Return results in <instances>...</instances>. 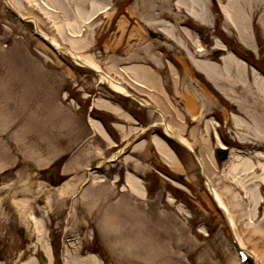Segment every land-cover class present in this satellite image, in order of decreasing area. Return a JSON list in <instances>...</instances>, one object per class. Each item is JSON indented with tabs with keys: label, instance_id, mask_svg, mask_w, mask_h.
<instances>
[{
	"label": "rangeland",
	"instance_id": "1",
	"mask_svg": "<svg viewBox=\"0 0 264 264\" xmlns=\"http://www.w3.org/2000/svg\"><path fill=\"white\" fill-rule=\"evenodd\" d=\"M187 1L10 0L16 15L0 0V264H87L91 254L98 264H239L202 171L231 209L246 264H264V87L254 75L264 68V0H236L247 42L221 0H189L199 21ZM34 24L160 107L202 163L170 140L179 155L172 166L156 145V137L166 144L161 116L58 57ZM241 45L254 53L244 57L250 63L234 54ZM193 58L234 68L240 100ZM137 63L153 68L155 86L132 73ZM198 92L193 108L188 100ZM216 130L231 147L221 160ZM130 176L140 179L139 191ZM14 199L28 200V213ZM30 211L43 223L39 235Z\"/></svg>",
	"mask_w": 264,
	"mask_h": 264
},
{
	"label": "bare ground",
	"instance_id": "2",
	"mask_svg": "<svg viewBox=\"0 0 264 264\" xmlns=\"http://www.w3.org/2000/svg\"><path fill=\"white\" fill-rule=\"evenodd\" d=\"M8 1H9L10 5H12L10 0H8ZM188 1L184 2V5H188L189 6L188 8L192 11V13H190L191 17L193 16V18H195L196 20L199 21L201 19V16L199 15V12L194 11L193 3L190 1L192 4H189ZM221 3H222V9H223V11L225 13V16H226L227 20L229 21V23L231 22L232 25H234L235 27H237L239 29V31L241 33V36L245 37L243 39L245 40V42H247L248 39L246 38V35H247L246 17L243 16L241 18L240 9H239V7L236 4V0H226V3H224L223 0H221ZM207 8L208 7L203 6V9L201 11L204 14H206V16L209 18V15L212 14L211 16H213V13L211 12V10H208ZM77 22L78 21H76L74 23L72 22L70 24H72L74 26V24H77ZM161 24H163L165 26L167 25V24H164V23H161ZM165 26L162 27V30L165 28ZM189 34H190V32H189ZM46 37L49 38L50 40H52L53 42H56L55 44L59 43L56 38L50 36L49 34L46 35ZM191 37H193V36H191ZM67 52H69V51H67ZM70 53L73 55L74 52H70ZM74 57H79L83 64H89V65H91V66H93V67H95L97 69L100 68L99 65L97 63H95L94 60L90 59V57L89 58L88 57H84V56H82L81 54H78V53L77 54L74 53ZM225 59H226V61L231 60V62H233L234 64H237L238 67L248 68L247 66H245L244 62H240L239 60L235 59V57H233V56H231L229 54L226 55ZM74 60H76V58H74ZM123 60H125V59H123ZM147 61L148 60L146 59V62ZM193 65L196 68H199L201 71H203L215 83L217 82L219 84V82H220L219 76L221 75L224 79H226L228 81V84H229V86L231 88V91L229 89V94H228L229 98L232 99L233 101H239L240 100V96L238 95V93L239 92L241 93V91H240L241 90L240 89L241 86L237 82L236 78H234V76H233L234 75L233 72L235 70L234 68L227 69V67H225V66L219 67L216 63H214L212 61H209L208 59L207 60H205V59L203 60V59H197V58H193ZM132 66H133L132 67L133 71L132 70L131 71L138 78L142 79V81H144V82L152 84V86L156 85V83L158 81V78H157V74L153 70V68H151V70H150L143 63L142 64L141 63H137L135 66L134 65H132ZM222 68H223V70H221ZM254 75L257 78V79H255V81H257L261 85V87L263 88L264 87V76L259 74L256 70H255ZM105 79L117 91L123 92V93H127V94H129L131 96L133 95L129 90L126 91L125 85L122 82H120L119 80H114L109 75H106ZM199 94H200V92L196 93L195 94L196 97L188 100V104H190V105L192 104L193 108L196 106V102H195L196 100L195 99H197L199 97L201 98V94L200 95ZM107 105L112 110H116V107L113 104H107ZM190 105H189V107H190ZM193 117L195 119H197L196 114L193 115ZM120 118L123 119V120L128 121L129 123H132V122H130L131 119H127L125 117L124 112H121ZM234 119H235V117H234ZM235 120H237V118ZM165 124H166V128L165 129H166V131L168 133H170V134L177 133L170 123H168V124L165 123ZM262 132L264 133V130H262ZM177 135L178 136H176V137L179 139V142L181 144H185V145H189L190 146L191 143H189L183 137V135H179L178 133H177ZM156 145H157L160 153L162 154V156L165 157L167 160H169V162H171L172 166L176 167V165H177L176 162L177 161H176L175 157L173 156V154H172L171 150L169 149V147L162 142L161 138L156 137ZM263 156H264L263 154H260L259 157H263ZM261 165L264 168V162H261ZM257 176H258V174L255 173L254 178L257 177ZM128 181L130 182L131 189L133 191L136 192V191L140 190V184H141L140 179H137L136 177L130 176L128 178ZM213 191H214L218 201L220 202V205H222V207H224V209L226 210V212L228 214V217H229V219H230V221L232 223L234 231L236 232L237 239H238V244L244 246L245 243H243L242 237L237 234L236 222H235V219H234V217L232 215V212H231V209H230L229 205L227 204L225 199L222 197L220 192L215 187H213ZM14 202H15V206H17L20 211L28 213V211H29L28 210L29 209L28 200H25V199L16 200V199H14ZM30 216L35 221L36 234L39 235L40 232L42 231L43 223H42V221L37 219V217L35 216L34 212L30 211ZM38 239H42V238L39 237ZM86 259H87V262H88L87 264H98L99 263L98 259H97V256H95L94 254H91V255L87 256ZM23 264H34V261L31 260V259H28Z\"/></svg>",
	"mask_w": 264,
	"mask_h": 264
},
{
	"label": "water",
	"instance_id": "3",
	"mask_svg": "<svg viewBox=\"0 0 264 264\" xmlns=\"http://www.w3.org/2000/svg\"><path fill=\"white\" fill-rule=\"evenodd\" d=\"M151 106L155 108V106H153V105H151ZM226 155H227V150H226V149H220V150H219V156H220L221 158H225Z\"/></svg>",
	"mask_w": 264,
	"mask_h": 264
}]
</instances>
